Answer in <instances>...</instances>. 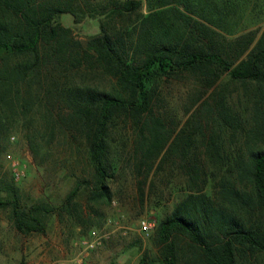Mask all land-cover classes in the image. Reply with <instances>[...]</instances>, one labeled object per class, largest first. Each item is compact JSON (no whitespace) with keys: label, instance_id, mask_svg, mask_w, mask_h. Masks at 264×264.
I'll use <instances>...</instances> for the list:
<instances>
[{"label":"trees","instance_id":"1","mask_svg":"<svg viewBox=\"0 0 264 264\" xmlns=\"http://www.w3.org/2000/svg\"><path fill=\"white\" fill-rule=\"evenodd\" d=\"M248 2L0 0V145L11 128L32 152L61 140L80 176L65 165L76 181L60 210L77 220L82 188L87 208L110 204L117 162L182 177L185 195L155 228L158 255L139 264H264V28L240 30ZM65 14L97 20L98 33L77 39ZM167 84L193 89L183 122L162 108ZM120 129L131 143L116 162ZM4 192L14 228L42 231L41 209Z\"/></svg>","mask_w":264,"mask_h":264},{"label":"rangeland","instance_id":"2","mask_svg":"<svg viewBox=\"0 0 264 264\" xmlns=\"http://www.w3.org/2000/svg\"><path fill=\"white\" fill-rule=\"evenodd\" d=\"M246 1L250 3L239 11L240 30L247 25L245 29L262 31L264 0ZM59 20L71 27L74 36L82 41L98 33L97 20H85L76 26L70 15H62ZM223 81L226 82L227 77ZM90 82L101 88L109 89L110 86L105 78ZM229 88L233 92L232 101L243 103L238 86ZM192 92V88L183 85H165L161 92L162 108L171 110L183 122L188 116L185 110L190 105L189 93ZM23 137L20 128H11L1 141L0 195L4 196L5 185H13L22 206L41 209L38 216L43 230L23 234L10 222V210L0 209V264H139L141 257H157L155 228L183 198L184 185L176 172L171 177L166 169L154 170L146 178L137 177L125 163L117 162L119 154L124 157L130 148V129H120L110 139L113 160L117 162V169L109 180L110 204L90 203L92 208H87L88 192L82 188L74 200L82 206L80 220L60 210L76 181L69 177L65 165L69 164L80 176V166L68 162L69 149L61 140L52 144L41 141L32 152ZM140 182L143 184L142 200L138 189ZM143 221L153 226L148 236L141 230Z\"/></svg>","mask_w":264,"mask_h":264},{"label":"built area","instance_id":"3","mask_svg":"<svg viewBox=\"0 0 264 264\" xmlns=\"http://www.w3.org/2000/svg\"><path fill=\"white\" fill-rule=\"evenodd\" d=\"M153 226L145 221L141 222V230L145 236H148Z\"/></svg>","mask_w":264,"mask_h":264}]
</instances>
